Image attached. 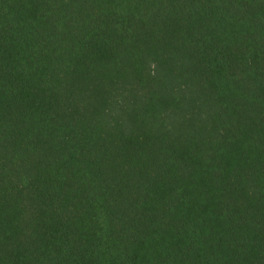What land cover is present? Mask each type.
I'll list each match as a JSON object with an SVG mask.
<instances>
[{
  "label": "trees",
  "instance_id": "16d2710c",
  "mask_svg": "<svg viewBox=\"0 0 264 264\" xmlns=\"http://www.w3.org/2000/svg\"><path fill=\"white\" fill-rule=\"evenodd\" d=\"M0 264H264V0H0Z\"/></svg>",
  "mask_w": 264,
  "mask_h": 264
}]
</instances>
